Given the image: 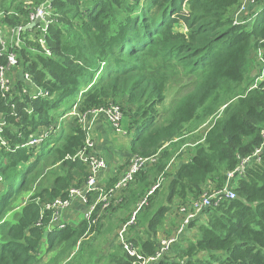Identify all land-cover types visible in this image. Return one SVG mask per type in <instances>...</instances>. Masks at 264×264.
Here are the masks:
<instances>
[{
	"label": "trees",
	"instance_id": "trees-1",
	"mask_svg": "<svg viewBox=\"0 0 264 264\" xmlns=\"http://www.w3.org/2000/svg\"><path fill=\"white\" fill-rule=\"evenodd\" d=\"M242 1L0 0L8 45L1 63H7L8 52L18 59L10 73L12 91L0 90L6 141L0 143V264H43L39 252L46 235L50 251L68 242L73 253L72 247L102 232L105 215L95 224L85 219L49 230L53 211L45 206L66 198L89 174L74 158L87 131L67 114L75 105L83 113L114 104L129 120L131 152L156 158L122 190L119 206L129 211L147 197L126 229L127 241L144 256L155 254L159 233H173L179 217H169L175 211L181 223V206L228 186L236 197L214 200L150 264H264V9L253 20L256 6L251 20L247 13L245 23L235 24ZM47 2L53 11L46 31L45 22L23 31L32 23L30 13ZM179 78L186 80L178 89L182 95L161 109L168 83L176 85ZM38 90L49 96L34 97ZM43 135L41 144L27 145ZM191 141L196 144L191 158L168 172ZM88 195L90 202L98 197ZM106 228L113 233L114 226ZM191 229L196 232L186 238ZM66 254L57 251L50 264H63ZM110 256L113 264L135 260L121 242ZM78 260L73 256L66 264Z\"/></svg>",
	"mask_w": 264,
	"mask_h": 264
},
{
	"label": "built area",
	"instance_id": "built-area-1",
	"mask_svg": "<svg viewBox=\"0 0 264 264\" xmlns=\"http://www.w3.org/2000/svg\"><path fill=\"white\" fill-rule=\"evenodd\" d=\"M258 5V0H243L240 4L236 14H235V24H243L246 22L244 15L248 13V21L251 20L250 12L253 8ZM53 11L52 4L50 2L41 4L37 7L35 12L30 13V20L35 22L37 18H41L43 21L44 18L49 17ZM261 12V11H260ZM257 10L254 16H257L259 13ZM253 16V17H254ZM47 21H43L47 24ZM21 28L14 30V33H18ZM18 35V34H17ZM44 47V42L40 41ZM7 42L5 40L4 31L0 27V90L1 92L6 95L10 93L13 89V82L11 72L18 65V59L14 52H8L7 55V63L4 65L1 63V58L5 54V50L7 49ZM261 55V52H260ZM25 78L29 81L30 76L28 74L25 75ZM34 97L38 96H49L47 92L42 90H38L33 95ZM103 113L106 115L112 126L115 128L116 131H121V120L123 119V111L121 107L117 104L111 105L108 108H101V109H92L86 112H79L78 106H74L73 109L67 114L69 117L78 118L85 130L87 131V138L84 147L78 151V153L74 156L81 161H83L88 166V176L84 182V185L81 187H74L69 190L68 196L64 199L59 198L53 202L47 203L45 209L53 211V218L51 220V224L49 226V230L54 227L64 228L66 223L62 221V216L67 211L74 199H82L87 204V212L85 219L90 221L92 224L97 222V218L101 215V212L110 208L113 199L115 198L116 194L121 191L122 189L128 187L131 181L134 180L135 175L140 170L146 168L149 164H152L156 161L154 156L146 157L141 155H134L125 172L123 175L114 183L113 186L109 188H101L98 186V178L100 173L106 168V160L103 156L97 151V146L94 139L91 136V124H87V120L91 119L92 117H96L98 114ZM3 125L4 122H0V143L2 145H6V141L3 139L2 132H3ZM47 135V134H45ZM41 137H33L31 138L27 145L35 146L41 144L44 141V136ZM264 137V132H263ZM263 146L255 152V155H258ZM254 155V156H255ZM251 157L244 160L243 162L246 163L250 161ZM244 165H241L238 168V172H241ZM229 178L235 176V172H229ZM1 179V178H0ZM163 181L160 178L157 183L151 188L149 195L152 194ZM89 193H98V197L95 201L90 202ZM233 199L236 197V193L232 190V188L226 186L221 190H217L212 192L211 194H205L204 198L200 201L191 202L187 206H181L180 212L183 215V220L181 225L176 230V234L174 236H166L160 240L159 249L157 252L151 256H144L142 255L135 246L127 241L126 238V229L129 225L134 224L136 221V213L140 210L141 206L146 202V198L139 203L137 210L133 213L131 219L126 223L119 232V241L122 243L124 249L128 252V254L135 258L133 264H150L152 262H156L160 260L165 254H167L174 243H176L178 239V235L181 234L183 231L187 229L189 223L192 220L196 219L199 213L204 210L205 208L211 206L212 202L216 200L217 202L221 198ZM101 205V208L98 209V206ZM95 215V217H94ZM118 235V236H119Z\"/></svg>",
	"mask_w": 264,
	"mask_h": 264
},
{
	"label": "crops",
	"instance_id": "crops-1",
	"mask_svg": "<svg viewBox=\"0 0 264 264\" xmlns=\"http://www.w3.org/2000/svg\"><path fill=\"white\" fill-rule=\"evenodd\" d=\"M258 1L259 2L257 6L260 12L262 8H264V0ZM255 18L256 16L252 17L253 20ZM32 90L36 89L33 88ZM63 120H65L67 123H70L71 121V119L68 117L63 118ZM90 124L93 128L91 130V136L96 143L97 151L103 156L107 164L106 168L99 175L98 186L106 189L114 184V182H116L123 175L131 158L135 155L131 152L132 138L131 132L129 130V120L125 118L121 120V131H116L106 115H104L103 113L98 114L96 117H92L90 119ZM195 147L196 144L194 141H191L190 144L183 145L180 151L181 155L171 163L168 172L172 173L174 169H177L183 162L188 161L191 158ZM178 162H180V164H177ZM135 187L136 186H132V189ZM124 195V191L119 192L114 198L112 206L109 209L102 211L100 215H105V217L103 218V222L109 220L114 221V236L111 235L112 233H110L109 235H96L98 234V232H95L93 234L95 235L94 237L93 235H90V237L87 238V241L84 242V252L82 253L81 257L78 258L79 264H113L110 259V255L115 251L116 247L120 245V241L118 240V236L116 235H119L122 226L128 223L135 210L134 206L131 211L119 206V203L124 200ZM139 203H137V206L139 205ZM86 212L87 204L82 199H74L71 207L63 214L62 221L67 224L78 225L79 221L82 222L83 220H85ZM172 216L173 218L175 217V215H171L170 217ZM124 221H126V223ZM107 226L108 223L106 222L102 231L105 230ZM175 228H178V226L171 227L173 231ZM166 229H168V225L165 226V230ZM192 231L194 230L191 229L190 231H188V234L185 237L192 238L194 234H191ZM167 234L169 235V233H167L166 231L160 232L159 239L164 238ZM101 240L103 241V243ZM105 243L107 244L105 245ZM183 244H186L185 240H183ZM52 246L51 242L49 241L48 235H46L39 252V255L44 258L43 264H50L53 258L56 256L57 251L63 249H66L67 254L61 259L60 262L66 264L67 262L71 261V257L74 256V252L72 253L70 251L68 242L60 244L55 251H50Z\"/></svg>",
	"mask_w": 264,
	"mask_h": 264
},
{
	"label": "rangeland",
	"instance_id": "rangeland-1",
	"mask_svg": "<svg viewBox=\"0 0 264 264\" xmlns=\"http://www.w3.org/2000/svg\"><path fill=\"white\" fill-rule=\"evenodd\" d=\"M50 18V16L49 17H46V18H44L43 19V21H46V20H48ZM49 24V22L47 21V24L42 28L43 29V31H46V26ZM35 27V26H34ZM33 28V27H32ZM181 30L183 31V32H185L186 31V29L184 28V27H181ZM20 32V31H19ZM19 32L17 33V34H19ZM38 32V29L37 30H35V32L30 36L31 37V39L32 38H34V35L36 34ZM40 38H41V36H40ZM39 38V41H43L44 42V40L43 39H40ZM262 72L264 73V64H263V69H262ZM261 72V73H262ZM261 79V78H260ZM179 80H180V83H178V84H176V85H174V84H170V83H168V85H167V88H166V90H165V93H166V96H167V98H166V100H165V103H164V105L163 106H160V108L161 109H163V108H165V107H168L169 106V104H172V101L174 100V99H176L178 96H180V95H182V93H179V91H178V89L180 88L181 90L183 89V84L186 82V80L184 79V78H182V79H180L179 78ZM84 87H82L81 88V90H80V92H79V94L77 95V99H79L80 98V96H82V94H83V92H84ZM75 99H73L71 102H73ZM118 105V104H117ZM120 106V105H119ZM121 107V106H120ZM122 109V108H121ZM122 117H124L123 115H122ZM87 124H90V119L89 120H87ZM208 125V124H207ZM207 125H204L203 127H201L200 128V131H198L197 132V134L199 135V134H201V133H203L205 130H206V128H207ZM93 128L91 127V130H92ZM90 130V131H91ZM197 137H199V136H196L195 137V139L197 138ZM177 164H180V162H178ZM163 182V181H162ZM162 182H161V184H162ZM125 189V188H124ZM124 189H122V190H124ZM121 190V191H122ZM121 191H119V192H121ZM118 192V193H119ZM117 193V194H118ZM116 194V195H117ZM116 197V196H115ZM147 198V197H146ZM111 206H112V203H111ZM137 206V205H136ZM133 208V207H132ZM134 208H136V207H134ZM131 211V210H130ZM137 213H138V211H137ZM136 213V214H137ZM173 215H176L175 217H179L180 219H181V216L177 213V212H175V213H173ZM173 217V216H172ZM172 217H170V218H172ZM180 219H178L176 222H174L175 223V225L174 226H178V228L180 227V225H181V223L179 222L180 221ZM81 221H79L78 223H80ZM106 222V221H105ZM173 222H169V223H167V225L169 226V225H171L172 226V223ZM108 226H109V228H113V226H114V221L113 220H109L108 221ZM123 227V226H122ZM106 229H108V228H106ZM105 229V230H106ZM122 229V228H121ZM105 230H103L101 233H99V234H96V235H109L108 233V231H105ZM176 230H177V228H175L174 229V231H173V233H172V235H165V237L166 236H174V234H176ZM194 232H196V231H192L191 232V234H193ZM114 234V232L111 234V235H113ZM95 235H93V237H94ZM191 236V235H190ZM119 237H120V235H119ZM102 241V240H101ZM80 243H82V245H80ZM77 246H74V247H72V251L74 252V257L76 258V259H78V258H80L81 257V255H82V253L84 252V242H80ZM102 243H103V241H102ZM107 243H105V245H106ZM82 261V260H81Z\"/></svg>",
	"mask_w": 264,
	"mask_h": 264
},
{
	"label": "water",
	"instance_id": "water-1",
	"mask_svg": "<svg viewBox=\"0 0 264 264\" xmlns=\"http://www.w3.org/2000/svg\"><path fill=\"white\" fill-rule=\"evenodd\" d=\"M41 21V18H37L35 22L29 24L26 28L22 29L23 31L27 30V29H31L32 27H34L35 25L39 24ZM20 29V30H21Z\"/></svg>",
	"mask_w": 264,
	"mask_h": 264
},
{
	"label": "clouds",
	"instance_id": "clouds-1",
	"mask_svg": "<svg viewBox=\"0 0 264 264\" xmlns=\"http://www.w3.org/2000/svg\"><path fill=\"white\" fill-rule=\"evenodd\" d=\"M263 9H264V8H262V10H263ZM262 10H261V11H262ZM40 22H43V21H40ZM32 23H33V22H32ZM30 24H31V23H30ZM35 26H36V25H35ZM186 230H187V229H186Z\"/></svg>",
	"mask_w": 264,
	"mask_h": 264
}]
</instances>
